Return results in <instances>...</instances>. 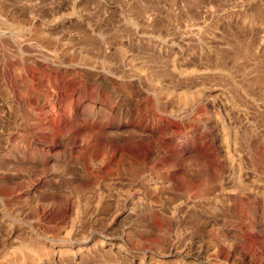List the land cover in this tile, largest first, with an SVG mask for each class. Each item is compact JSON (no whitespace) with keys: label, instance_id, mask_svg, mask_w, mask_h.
I'll list each match as a JSON object with an SVG mask.
<instances>
[{"label":"rangeland","instance_id":"1","mask_svg":"<svg viewBox=\"0 0 264 264\" xmlns=\"http://www.w3.org/2000/svg\"><path fill=\"white\" fill-rule=\"evenodd\" d=\"M0 264H264V0H0Z\"/></svg>","mask_w":264,"mask_h":264},{"label":"bare ground","instance_id":"2","mask_svg":"<svg viewBox=\"0 0 264 264\" xmlns=\"http://www.w3.org/2000/svg\"><path fill=\"white\" fill-rule=\"evenodd\" d=\"M186 99V98H185ZM184 100V99H183ZM187 101V100H186ZM187 104V103H186ZM22 246V245H21ZM25 246H28V245H25ZM90 246H92V245H90ZM94 246V245H93ZM92 246V247H93ZM20 251H19V253L21 254V252H22V249H21V247H20V249H19ZM24 250V253H26L25 251H27V252H29V255L28 256H30V254L32 253V249H31V247H26V248H24L23 249ZM43 256L46 254L44 251H43ZM32 256H34V255H32ZM34 258V257H33ZM30 260V259H29ZM156 261H159V260H156Z\"/></svg>","mask_w":264,"mask_h":264}]
</instances>
